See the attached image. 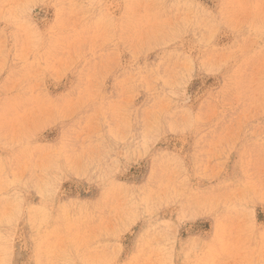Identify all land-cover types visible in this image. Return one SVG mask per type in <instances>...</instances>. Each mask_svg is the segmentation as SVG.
<instances>
[{
  "label": "rangeland",
  "instance_id": "obj_1",
  "mask_svg": "<svg viewBox=\"0 0 264 264\" xmlns=\"http://www.w3.org/2000/svg\"><path fill=\"white\" fill-rule=\"evenodd\" d=\"M0 264H264V0H0Z\"/></svg>",
  "mask_w": 264,
  "mask_h": 264
}]
</instances>
